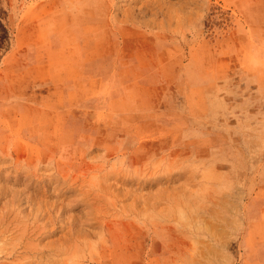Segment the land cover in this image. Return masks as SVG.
Wrapping results in <instances>:
<instances>
[{
    "label": "rangeland",
    "instance_id": "374dc122",
    "mask_svg": "<svg viewBox=\"0 0 264 264\" xmlns=\"http://www.w3.org/2000/svg\"><path fill=\"white\" fill-rule=\"evenodd\" d=\"M0 264H264V0H0Z\"/></svg>",
    "mask_w": 264,
    "mask_h": 264
}]
</instances>
